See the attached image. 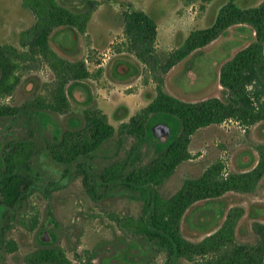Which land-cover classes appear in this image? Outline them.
Masks as SVG:
<instances>
[{
	"label": "rangeland",
	"instance_id": "obj_1",
	"mask_svg": "<svg viewBox=\"0 0 264 264\" xmlns=\"http://www.w3.org/2000/svg\"><path fill=\"white\" fill-rule=\"evenodd\" d=\"M25 1H29L26 8L24 0H0V44L11 45L19 53L28 49L24 46L28 40L23 41L22 33L37 21L32 0ZM261 2L242 0L240 5L254 7ZM45 3L48 7L53 5L56 13L61 9L60 14H64L54 17L53 24L48 25L49 52L45 56L34 55L19 66L15 74L19 82L11 95L2 99V104L18 108L36 97L48 99L54 86L62 82L70 111L48 112V117L34 116L32 120L25 114L13 119L0 118V174L5 164L4 153L20 145L26 154L21 151L17 160L26 156L36 174L25 209L10 220V228L0 237V253L5 256V264H25L24 258L40 248L39 236L51 219L49 234L56 237L73 264L87 259L93 264L138 261L143 250L112 220V216L138 217L137 195L117 187L99 188L91 196L82 178L75 174L76 165L64 174L66 168L49 158L46 141L52 135L82 128V113L86 109L101 110L117 130L154 98L157 73L140 62L127 42L123 33L124 12L140 10L155 20L156 41L153 49L146 48L163 64L190 32L213 24L224 1L189 5L183 0H48ZM254 42L255 35L249 25L229 27L209 45L163 74V91L187 103L208 99L227 103L229 94L219 83L220 71L236 53ZM262 53L264 59V43ZM78 70L88 76L77 79ZM136 145L133 138L116 135L93 154L89 163L101 171L123 162ZM260 145H264V120L247 125L230 119L201 128L190 138V158L158 189L159 194L163 197L174 194L184 180L198 178L217 161L223 163L226 175L248 173L258 163ZM149 150L147 144L139 146V154L129 158V163L144 162ZM231 209L242 210L235 241L255 244L254 224L264 225V176L249 192H228L218 199L195 203L182 219L180 233L187 241L197 243L215 232ZM3 223L4 219L0 228ZM151 261L167 264L162 253L154 254ZM175 264L192 263L178 260Z\"/></svg>",
	"mask_w": 264,
	"mask_h": 264
},
{
	"label": "trees",
	"instance_id": "obj_2",
	"mask_svg": "<svg viewBox=\"0 0 264 264\" xmlns=\"http://www.w3.org/2000/svg\"><path fill=\"white\" fill-rule=\"evenodd\" d=\"M48 0H32V10L37 15L33 26L22 33L28 40L25 53L7 44H0V118H16L20 114L42 118L54 114H66L70 105L64 89L59 83L50 91L48 99L36 97L21 107H9L2 99L11 95L19 79L16 72L19 66L34 55L45 56L49 52V26L54 17H62L60 10L47 6ZM187 5L215 0H183ZM213 24L205 29L190 32L180 48L169 53L163 64L149 48L154 47L157 37V24L143 11L130 9L123 13V33L141 63L157 73L156 94L152 101L128 122L121 123L116 130L108 117L98 109H86L82 113L83 127L65 131L46 141L49 158L66 168L65 173L76 165V172L82 178L87 192L94 197L99 188L122 187L137 195L140 202L138 217L112 216L118 228L143 250L139 260H127L124 264H153L154 254L162 253L167 264L185 260L192 264H264V225L254 224L256 242L253 245L238 244L235 241V228L242 210L231 209L224 217L222 225L201 241L192 243L180 233L181 221L187 211L197 202L210 201L228 192H249L264 176V145L257 148L259 160L248 173L224 174L223 163L217 161L207 167L195 179H186L172 195L163 197L158 189L176 169L190 158L188 145L191 136L199 129L219 125L226 120L253 125L264 120V0L254 7H243L242 0H222ZM29 1L24 0L26 8ZM70 16V13H65ZM246 24L253 29L255 42L236 53L219 74V83L229 94V101L208 99L199 103H187L163 91V74L174 65L187 58L196 50L202 49L216 40L229 27ZM77 79L86 78L87 73L78 70ZM157 120L172 124L170 140L159 143L152 137L150 126ZM127 136L137 141L123 162L109 165L96 171L89 163L92 156L114 136ZM32 145V142L29 141ZM150 147L144 162L129 163V158L138 155V147ZM29 144H27L28 146ZM22 145L4 153V166L0 174V237L10 228V220L26 207L34 190L36 174L28 160L17 156L26 154ZM21 147V148H19ZM19 151V152H18ZM28 153V152H27ZM49 243L39 239L40 248L24 258L25 264H73L59 246L54 235ZM139 251V250H138ZM135 255H132V257ZM134 258V257H133ZM0 264H5V256L0 253ZM76 264H93L91 259Z\"/></svg>",
	"mask_w": 264,
	"mask_h": 264
},
{
	"label": "water",
	"instance_id": "obj_3",
	"mask_svg": "<svg viewBox=\"0 0 264 264\" xmlns=\"http://www.w3.org/2000/svg\"><path fill=\"white\" fill-rule=\"evenodd\" d=\"M152 137L155 138L159 143L165 144L171 138L172 124L166 120H157L150 126ZM52 226V220L48 219L44 225L39 239L43 243H49L51 236L49 234V228Z\"/></svg>",
	"mask_w": 264,
	"mask_h": 264
}]
</instances>
